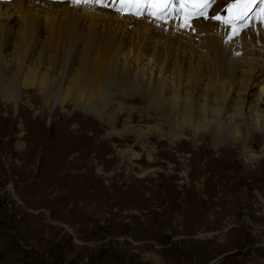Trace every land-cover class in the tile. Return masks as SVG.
<instances>
[{"label": "rangeland", "instance_id": "obj_1", "mask_svg": "<svg viewBox=\"0 0 264 264\" xmlns=\"http://www.w3.org/2000/svg\"><path fill=\"white\" fill-rule=\"evenodd\" d=\"M86 27L62 48L46 94L9 86L0 68V264H264V134L248 130L244 143L178 129L128 66L100 85L99 100L63 99L84 53L98 54L102 36ZM134 28L112 29L119 58L162 65L181 98L216 106L200 98L214 101L205 90L217 88L205 50L191 54L183 31L167 45ZM234 58L227 103L256 105L261 86Z\"/></svg>", "mask_w": 264, "mask_h": 264}, {"label": "bare ground", "instance_id": "obj_2", "mask_svg": "<svg viewBox=\"0 0 264 264\" xmlns=\"http://www.w3.org/2000/svg\"><path fill=\"white\" fill-rule=\"evenodd\" d=\"M219 2L218 6H215L218 2L214 4L216 10L214 13H218L220 7L224 6L228 0ZM261 3H264V0H261ZM259 5H255L253 10H257ZM26 7L34 9L38 15L27 13ZM11 10H16L18 15L14 16L12 12L9 13ZM0 16L5 17V20L0 17V68L4 71L9 86L15 81L18 83L16 88L22 90L32 88L39 94L48 93L50 83H55L59 76L58 70H54L53 66L57 64L60 55L62 56V48L75 40L79 25L87 26L89 31L97 30L99 31L97 33L102 36L97 49L98 54L89 61L87 60L88 54L84 53L83 59L77 64L74 72L64 79L61 91L63 99L70 97L75 104L79 102L77 99L86 95L89 100H99L101 98L100 85L110 79L118 67L128 66L132 72V81L146 82L148 93L155 102L167 107L169 115L173 118L174 125L178 129L186 128L192 133L198 132L199 134L212 132L215 138L226 137L231 142L241 139L240 142L244 143L249 140L248 130L252 131L253 129L261 136L264 134V51L253 50L254 46L264 50V23L253 24L258 20H264V15H248V19L253 25L245 31H239L238 35L234 34V29H227L224 25L210 19L191 22L192 27L188 28L181 26L186 22L184 19L168 23H155L147 19L136 20L131 14L119 16L93 6H76L71 3L53 4L39 0H15L9 4L0 3ZM41 21L42 23H39ZM44 25L47 42L39 43L36 32L41 30L42 35L45 34L43 29L38 28L39 26L44 28ZM130 26L149 33L155 39L164 40L167 45L168 43L174 45L176 41H179L176 32L183 31L182 34L190 36L189 48H187L189 52L192 54L194 47H200L211 56L215 68H217V88L205 90L213 92L214 101H209L205 92H201L202 95H200L201 99V96L204 95L209 103L213 102L216 106L212 107L198 99L193 103L186 97L181 98L180 90H175L168 77L166 78L163 74L162 65L151 63V61L143 63V60L140 61L137 56L134 59L125 56L119 58L118 52L111 50V45H109L111 31L115 28L126 31ZM167 29L169 32L165 34L164 31L167 32ZM245 55L247 57L244 58ZM235 56L240 57L241 64L247 69V71H243V75L250 78L249 81L252 79L251 87L256 82L261 86H258L260 88L255 98L256 105H245L243 102L242 106L237 104L236 107H233L227 103L229 96L223 74L229 71L231 62L239 63L234 58ZM247 58L254 59L256 64L249 66ZM120 60L122 63H119ZM261 71L263 74L260 73ZM166 83L167 96H164ZM15 87L13 89H16ZM9 88L11 89V87ZM13 89L11 93L4 90L7 98L12 96L15 91ZM216 99L218 100L216 101ZM140 136L137 133L136 139ZM262 138L259 137L258 140L260 141ZM254 141L251 142V145L255 144Z\"/></svg>", "mask_w": 264, "mask_h": 264}, {"label": "snow or ice", "instance_id": "obj_3", "mask_svg": "<svg viewBox=\"0 0 264 264\" xmlns=\"http://www.w3.org/2000/svg\"><path fill=\"white\" fill-rule=\"evenodd\" d=\"M217 2V0H115L117 4H161L163 7L157 13V18H164L169 14V9L175 6L177 12H179V5L181 3H186L189 5H197V7L189 9L188 20L181 25L182 27L191 28V20L193 18L203 17L205 19H210L224 25L227 29H234V34H239V29L244 25V21L247 19L248 15L252 12L255 5H257L260 0H228L227 5L222 9L223 15L221 13H211L212 6ZM73 4H100L101 6H110L109 0H72ZM235 9L232 15V19H229L228 14L230 10ZM118 12H123V8H117ZM131 11V10H130ZM149 9L146 7L140 9L136 12L137 15L142 13H148ZM261 15H264V9H261ZM231 38V37H230Z\"/></svg>", "mask_w": 264, "mask_h": 264}]
</instances>
